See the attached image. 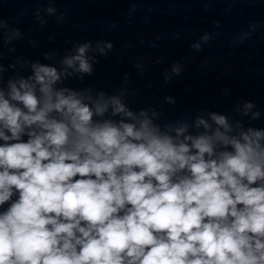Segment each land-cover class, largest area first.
<instances>
[{
	"label": "clouds",
	"instance_id": "clouds-1",
	"mask_svg": "<svg viewBox=\"0 0 264 264\" xmlns=\"http://www.w3.org/2000/svg\"><path fill=\"white\" fill-rule=\"evenodd\" d=\"M112 49L17 61L30 74L6 85L0 63V264H264V128L215 111L161 123L127 89L65 85ZM255 107L237 111L255 121Z\"/></svg>",
	"mask_w": 264,
	"mask_h": 264
},
{
	"label": "water",
	"instance_id": "water-1",
	"mask_svg": "<svg viewBox=\"0 0 264 264\" xmlns=\"http://www.w3.org/2000/svg\"><path fill=\"white\" fill-rule=\"evenodd\" d=\"M48 7L57 11H41V24L37 10ZM0 21L5 85L17 73L30 74L17 61L59 67L74 45L108 41L113 49L95 54L93 74L66 86L108 94L127 89L128 106L159 111L161 123L215 111L264 128V0H0ZM13 30L21 37L8 43ZM45 54L54 55L46 60ZM174 64L179 75L171 74ZM248 101L260 112L255 121L237 111Z\"/></svg>",
	"mask_w": 264,
	"mask_h": 264
}]
</instances>
